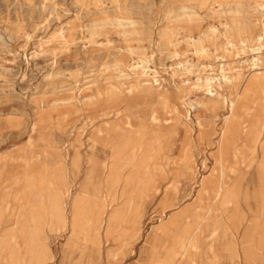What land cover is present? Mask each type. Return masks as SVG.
I'll use <instances>...</instances> for the list:
<instances>
[{
  "label": "rangeland",
  "instance_id": "1",
  "mask_svg": "<svg viewBox=\"0 0 264 264\" xmlns=\"http://www.w3.org/2000/svg\"><path fill=\"white\" fill-rule=\"evenodd\" d=\"M215 1L137 0L146 11L137 16L146 24L156 23L154 34L134 31L124 37L122 28L110 19L97 21L94 33L91 28L104 17L98 9L110 7L111 0H0V198L9 196L11 209L0 227V240L8 234L0 264H77L79 248L95 247L97 234L100 257L95 256L93 264H150L153 246L160 249L175 237L186 242L183 234L188 229L183 227L210 210L200 254L191 252L176 264H211V248L219 264H264L258 165L263 154L260 150L254 159L243 155L252 161L243 163L242 158L234 159L231 150L235 144L246 147L252 123L264 119L262 88L246 84L259 73L264 82V60L255 66L251 52L237 56L224 27L232 22L231 10L237 9L238 21L246 28L230 39L235 48L242 46L245 36L264 37V0H218L219 6ZM185 5L188 10L182 17L191 14L200 19L179 20ZM170 9L174 12L168 23L165 16ZM167 23L178 33L174 45L159 38ZM213 27L218 34L214 40L207 38L208 54L195 52L187 41L189 35L203 37ZM138 46L145 55L130 53ZM143 56L153 59L143 64L136 59ZM137 63L150 69L144 73L142 68H132ZM223 64L242 71L245 79L230 72L231 80L216 86L213 96L196 87L204 73L201 67L219 74ZM121 72L125 79L120 78ZM165 94L167 101H163ZM195 101H205L210 109H189L188 103ZM232 101L235 106L229 110ZM115 124L124 127L122 132H143L139 171L150 179L153 191L144 178H134V200L150 193L138 239L130 229L131 207L119 214L113 225L116 234L107 238L110 217L123 202L132 166L117 163L112 172L109 161L100 179L103 195L81 188L90 166V134L103 128L109 131H104L106 137L112 133L118 138L119 130L110 129ZM222 142L227 145L223 156ZM60 153L68 157L70 168L79 171L76 176L65 179L57 172ZM75 155L80 159L73 165ZM102 158L100 154L98 159ZM222 170L230 184L240 185L236 207L225 213L215 204L213 192L202 190V181L218 179ZM30 177L40 187L28 189ZM54 200L64 207L63 222L55 218ZM235 215L242 221L232 225L230 217ZM215 231L220 239L213 237Z\"/></svg>",
  "mask_w": 264,
  "mask_h": 264
},
{
  "label": "bare ground",
  "instance_id": "2",
  "mask_svg": "<svg viewBox=\"0 0 264 264\" xmlns=\"http://www.w3.org/2000/svg\"><path fill=\"white\" fill-rule=\"evenodd\" d=\"M83 2H81V4ZM99 2H97V3H99ZM14 3H16V2H14ZM215 4H218V6H219V1L218 0L215 1ZM85 5H86V3H85ZM83 8H84V5H83ZM214 8H215V6L212 9H214ZM87 9H90V8H87ZM143 9H144L143 4L137 2V0L133 1V2H130L129 0H111V6L110 7H107V8L102 7L100 9H98L97 12L99 14L104 15V17L99 19V20H96L95 23L91 26V28L93 29V33L95 32L94 30H96L95 28L99 25L97 23V21L103 22L106 20L108 21V19H110L115 23V25L122 28L121 33L123 34L124 37H129V35L131 33H134V31L135 32L136 31L146 32L151 37L152 34H154L153 31H154V26L156 23H154L152 21L149 24H146L142 19H140L137 16V15L143 14V12H144ZM180 9L183 11V13L178 15L180 17L179 20H182L183 18H185L182 20L183 22L192 23V22L200 19V15L194 17L191 14H189V15L187 14L188 15L187 17H184V16L182 17L183 14H186V11L188 9L186 8V5L182 6ZM173 12H174V9L173 10L170 9L166 13L165 20H167L168 23L170 20V15ZM88 15H89V13H88ZM143 16H144V14H143ZM231 16H232V22H226L224 24L225 33L227 35L226 37L228 38L227 39L228 45H230V47H232V49H237V56H244L246 53L251 52L253 55L252 59H251L253 62V65H255V66L258 65L259 61L262 62V60H264L262 57V55H264V37H263V35H259L256 38V40H254L248 36L247 37L245 36L244 39L242 40V46H237L238 44L236 43L237 48H235L233 41H231V40H233L234 33L237 31H241L242 29H245L246 26L239 23V21H238V18L241 16L240 11H238L237 9H232L231 10ZM146 18H148V17L146 16ZM108 22H110V21H108ZM168 23L159 32V38H160V41L164 40L167 44L174 45L175 44L174 36H176L178 33H177V30L171 28V26L168 25ZM138 24L142 25L141 29H136V25H138ZM128 27H130V28H128ZM131 27H133V28H131ZM103 29H102V31H103ZM62 32H63L62 30L59 31L56 35H54V37L60 36ZM217 32H218L217 28L213 27L211 34L210 33L206 34L203 37H200V36L197 37V36H193L192 34L191 35L188 34L189 37L187 36L188 37L187 41H188L189 45H191L194 48L195 52L202 53V54H205V53L208 54V48L206 46L207 38H212L214 40L215 35L218 34ZM211 35H213L214 37ZM96 36H99V35H96ZM142 36H143V34H142ZM94 37H95V34H94L93 38ZM91 40H94V39H91ZM152 40H153V38H152ZM179 40H180V38H179ZM94 41H96V40H94ZM144 43H145V41H144ZM101 44H103V43H101ZM139 46L137 48L130 49V51H131L130 53L134 54V56H135V53L145 55L146 53H145L144 48L139 47ZM119 49L121 51V48H119ZM151 58H152V56H143V57H139L136 59H139V62L144 64V63H149L151 61ZM244 62H246V61H243L242 63H244ZM135 64L131 65L132 68H135V67L136 68H142L144 73H146L147 68H149V67H146L142 64H141L142 66H140V65H138L139 63H137V66H135ZM180 68H182L181 65H180ZM183 69H184V67H183ZM185 69L187 70V72L192 71L188 68H185ZM201 70H203L204 73L202 74V76L198 77V79L196 81L197 82L196 87H198L201 90L203 89L210 96H213L215 94L216 86H219L223 81L227 82L228 80H231L230 72H234V75L236 76L235 78L245 79V75H244V73H242V71L236 70V69L234 70V69L230 68L228 64L222 65V69H221L219 74L209 73L211 71L207 72L206 66L201 67ZM212 71H213V69H212ZM116 75H118V74H116ZM122 75H124V74L122 73L120 75V78L123 77ZM147 75H149V74H147ZM260 76H261L260 73L257 74L256 78L249 79L248 82H246V84H247L248 88L259 85L262 88L261 91L263 92V95H264V82ZM123 78L125 79L126 77H123ZM258 78H259V80H258ZM179 88H180V86H179ZM263 98H264V96H263ZM163 99H164L163 101H167L168 96H166V94H165L163 96ZM203 99H205V98H203ZM188 106H189L188 107L189 109L191 107L196 112L199 111L201 108H203V109L205 108L206 110L210 109L209 104H206L205 101L189 102ZM228 106H229V110H233V108L235 106L234 102L232 101L231 104ZM262 106L264 108V103ZM153 119H156V118L153 117ZM226 119L228 120L229 116H226ZM126 124L132 126L128 122ZM197 124L199 127H201L203 125L200 122H197ZM111 126H112V128H110V129L114 130V132L119 130L118 132L120 133V136L118 138L116 136L112 135V133L109 134L110 138L108 136L106 137L103 133L105 130L106 131H108V130L103 129V128L96 129L95 131H93L90 134L89 143L91 144V149L89 147V150H91V151L88 150L89 156L87 157V163L90 164V166L87 170L86 177L84 179L83 184L81 185V188L83 190H85L86 193H92L95 196L103 195L104 188L102 186L100 179H101V174H103L102 172L106 169L107 164H109L108 162L110 161L109 165H110L112 172L114 171V168L116 167L117 163H120V164L125 165V166H132L131 171L128 173V176L126 178L125 187L123 188V193H122L123 202L118 209H115L112 212V215L110 217L109 222L111 224L109 225V231L107 232V238H111V237L115 236L114 234H116V233H115V231H113V227H114L113 225H114V222L117 221L119 214L128 210L127 208L131 207L130 210L132 212V216H131V221H130L131 222L130 223V229L133 233V237L135 239L136 238L138 239L139 236L141 235V232L143 229V227L141 225V220L143 219V216H144L146 199H147V197H150V193L142 194L139 198L134 200L131 197V193L133 191L132 190V182H133L134 178H136V176H140V177L144 178L145 182L149 186V191H153V187L150 183V179L141 176L140 171H139L140 166L142 165V162H143V161H139V159H138L140 151L143 148V143L141 142L142 138H143V135H142L143 132H141V131L132 132L129 130H127V132H125V131L122 132V130L124 128L122 125L115 124V125H111ZM248 139H249V143L246 145V147H241V146H238L237 144H235L231 150H232V154L234 156V159L238 160L239 158H242L244 160L243 163L252 162V161H247L246 160L247 158L245 156H250L251 159H254L257 156V154L260 153V150L263 154L262 160L259 159L260 163L258 162L259 163L258 165H259V178H260V182H261V192H260L261 200H260L259 206H260V209L262 211L261 218H264V119L262 121L259 118L254 120V122L252 123V125L249 129ZM260 146H261V148H260ZM226 147H227V145L222 142L220 145V152H221L222 156L227 151ZM100 154L103 155V158L101 160L98 159V157L100 158ZM243 155H245V156H243ZM67 156H68V154H67ZM84 157H85V155H84ZM67 158L68 157H66L60 153L58 155V158H57V161L55 164L57 172L60 173L62 175V177H64L65 179L70 177V174H72L73 176H76L79 173V171L77 173V170L69 167V163H68ZM73 159H74L73 165H76V163L80 159V157L75 155V156H73ZM181 161L182 160H180V162ZM226 177H227L226 173L224 172V170H222L221 175L218 179L213 180V181H209V182H205L204 180L202 181V190L204 191V193L206 194L207 192H213V195H214L213 200H214L215 204H219L224 213L228 211L229 207H236L237 199H238V195H239L238 194V191H239L238 187H240V185L236 186L235 183L230 184V181L227 180ZM37 184L38 183H36V180L30 177L29 184L27 185V188L31 189V188L40 187V185H37ZM156 191H157V189H155V192ZM8 197L3 198V199L0 198V204H1L0 205V227H1V223L3 222V220H5V218L11 214L10 202L8 200ZM52 208H53V212L56 213V215H55L56 219H58L62 222L66 220L64 207L61 203L54 200L52 202ZM212 211L213 210H210L208 212V215H205L203 217L196 216L193 220L189 221L186 224V226L183 227V229H188V230L184 231V234H183L185 239H187L186 242L184 240H180L179 238L175 237L174 240H170V239L167 240L160 249H157L156 247L153 246L152 249H153L154 257H153V260L150 264H176V260L178 258H183V257L189 255L191 252H194L196 254H200V251L202 249V243H203L202 242V236H203L204 229H205L204 225L209 222L210 217H211L210 215L212 214ZM81 218H83V217L81 216ZM230 219H231L232 225L239 224L240 221H242V219L239 218V216L237 217L236 215L231 216ZM74 225L77 226L76 221L74 222ZM82 228H84V226H82ZM190 230H191V232H190ZM225 230L227 231L226 228H225ZM86 232H88V231H86ZM6 235H8L7 231H6V234H3V236L1 237L0 250L7 243V236ZM213 237L220 239V233L215 231L213 233ZM232 239H234V238H232ZM149 241H150V237H149ZM94 243H95L94 246L96 248L95 247L91 248V247L86 246V245L81 246L79 248L81 257H80L79 263H77V264H84L85 262H88V264H93V260H94L95 256L99 259V257H100L99 247L101 244V240H100V236L98 234L96 236V240L94 241ZM150 243L152 244V241ZM211 249H213L212 250L213 251V257L215 259L213 261L216 262L215 264H219V257L217 255V252L215 251L214 248H211ZM234 254H235V258L239 257V253L236 252Z\"/></svg>",
  "mask_w": 264,
  "mask_h": 264
},
{
  "label": "crops",
  "instance_id": "3",
  "mask_svg": "<svg viewBox=\"0 0 264 264\" xmlns=\"http://www.w3.org/2000/svg\"><path fill=\"white\" fill-rule=\"evenodd\" d=\"M213 259H210V261H211V264H215L216 262H214L213 260H215L214 259V257H212Z\"/></svg>",
  "mask_w": 264,
  "mask_h": 264
}]
</instances>
